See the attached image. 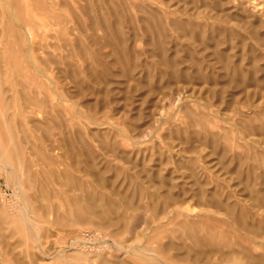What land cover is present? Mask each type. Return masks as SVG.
Returning <instances> with one entry per match:
<instances>
[{
  "label": "rangeland",
  "instance_id": "1",
  "mask_svg": "<svg viewBox=\"0 0 264 264\" xmlns=\"http://www.w3.org/2000/svg\"><path fill=\"white\" fill-rule=\"evenodd\" d=\"M0 264H264V0H0Z\"/></svg>",
  "mask_w": 264,
  "mask_h": 264
}]
</instances>
